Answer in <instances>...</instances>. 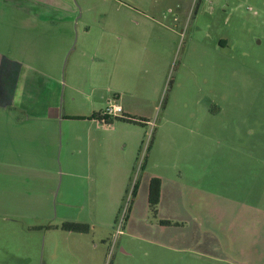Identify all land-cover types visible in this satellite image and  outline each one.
Masks as SVG:
<instances>
[{
  "label": "rangeland",
  "instance_id": "obj_1",
  "mask_svg": "<svg viewBox=\"0 0 264 264\" xmlns=\"http://www.w3.org/2000/svg\"><path fill=\"white\" fill-rule=\"evenodd\" d=\"M26 1L0 0V54L35 66L49 62L55 67L59 62L56 73L65 71L67 82L71 78L75 86L65 88L66 111H89L92 101L96 110H104L107 98L111 102L117 94L126 97L134 112L128 117L135 122L115 125L125 129L117 148L137 158L125 187L128 191L140 173L137 164L156 126L149 153L151 171L182 164V169L196 174L211 168L210 160L218 171L208 175L223 181L224 191L217 182L209 183L211 177L197 185L214 187L229 197L189 199L194 203L189 215L181 208L182 202L170 201L168 195L154 218L145 206L129 213L128 193L123 189L121 197L115 198L112 183L87 172L72 148L66 157L62 152L60 159L72 174L61 175L56 148L50 174L40 173L30 182L18 169V176H0V264H264V211L258 210L264 197L257 187L264 185V0H126L148 14L162 13L163 23L177 31L170 37L168 30L154 23L142 25L144 41L157 46L153 54L161 64L156 61L152 74L142 72L136 87L110 79L105 66L97 67L83 53L73 74L68 66L64 70L73 54L68 56L70 49L64 50L71 41L74 44V26H94L93 20L105 14L127 13L117 11L112 0H66L73 13L64 15H71V22L60 25L39 20L49 13L47 9L41 2ZM49 1L58 4L60 0ZM61 26L64 41L52 38ZM90 33L81 36L76 50L80 46V51L89 54ZM26 35L43 42H38L40 53L35 51L28 59L10 46L11 41L25 44L21 37ZM220 40L226 44L220 45ZM54 42V48L42 51ZM137 68L132 64L130 70ZM71 95L73 103L68 101ZM82 124L68 122L70 127ZM104 145L98 164L101 170L112 161ZM243 165H256V170L247 166L251 171L247 175ZM237 182L245 188H234ZM204 203L206 207L198 208ZM126 207L122 231L116 233V216L121 217ZM38 217H42L39 222ZM66 221L86 223L90 232L70 233L55 227Z\"/></svg>",
  "mask_w": 264,
  "mask_h": 264
},
{
  "label": "crops",
  "instance_id": "obj_2",
  "mask_svg": "<svg viewBox=\"0 0 264 264\" xmlns=\"http://www.w3.org/2000/svg\"><path fill=\"white\" fill-rule=\"evenodd\" d=\"M26 2L27 4L41 2L43 8L47 9L49 13L44 14V16L40 17L41 19L38 18L39 20L49 22L56 21L59 25L71 22V19H69L71 15H64L65 12L73 13L71 12L73 8L70 4H67L66 0H60L57 2L58 4L51 3L49 0H27ZM111 2L115 4V9L117 11L123 9L127 13L124 15L120 13L105 14L93 20L94 26H92L91 23H83L79 28H77V25L76 27L74 26L76 33L74 44L72 45L71 41L65 46L66 50H64L67 51V49H70L68 56H70L71 53L73 54L70 58L68 57L69 62L67 61L65 64L64 70L65 67L68 66L71 74H73L79 65L81 53H83L91 62L94 61L97 67L105 66V74L110 79H119L118 81L120 82L136 87L141 81L142 72L144 73L143 75H147V73L152 74L153 69L157 66H154L157 64L156 61H159L158 66L161 64L160 58L156 59L153 54L154 50L157 51V46L154 44L147 45L144 41L145 31L141 30L142 25H147V22L154 23L155 26L163 27L168 30L171 35L170 37L177 34V31L175 28L172 29L170 25L163 23L164 15H162V13L159 14V16L148 14L140 6L130 4L126 0H112ZM55 9L57 11H54ZM167 11L169 12L170 9L168 8ZM174 19H176V17H174ZM93 27H96L94 32L91 30ZM64 30V27L61 26L60 31L53 32L52 38H58L64 41L66 35ZM88 32H91L89 45L91 51L89 54L83 50L80 51V46L77 50L75 49L77 48L81 36L88 34ZM160 33L161 32H159V34ZM21 38L26 40L25 44L22 45V43L19 42L17 45H14L11 41V51L14 53H16L15 51L17 50V52L20 51L22 57L23 54H25L26 59H28V55H32L35 51L40 53V49L37 48H40L38 42L41 41H35L34 39L30 40V35ZM58 43L60 44L61 42ZM224 44H226V41L220 40V45L223 46ZM55 46L56 42H54L53 45H46L44 46L45 49H42V51L54 48ZM25 61L27 60L18 59L17 57L7 54H0V176L2 174L17 175L18 169L20 172L24 173L26 177L24 179L30 182L35 176L40 175V173L50 174L56 148L59 149L61 175L71 176L72 172L64 168L60 159L62 152L64 157H66L67 151L72 148L78 155L81 166L85 165L86 171L92 172L95 178L99 176L107 178L112 183L113 190L117 192H115V195L113 194L115 198L121 197L120 192H122L123 189L125 192L127 191L125 187H127L131 174H133L137 158H135V156L131 158L128 153H123V151L117 148L118 144L122 143L124 140V138L121 137V132L125 129L115 124L131 123L117 121L114 125L111 124V126L108 127L110 124H101L97 122L99 120L89 118L92 114H101L103 111V108L96 110L94 101H92L89 111L84 110L82 112H77L74 109L66 111L64 108L65 88L66 86L72 87L74 83H72L71 78L70 81L67 82V74L65 71L63 75L59 72L56 73V69L58 70L60 63H56L54 67L53 64L48 62L45 63V67L43 63L42 66H35ZM132 64L138 67L135 72L130 70ZM93 81L99 82L100 80L95 78ZM172 82L173 77L171 78L170 85ZM91 87L95 90L97 85ZM72 88L75 89V86ZM114 99L122 107L121 114L125 116L134 114L125 96L117 94ZM68 101L70 103L75 102V96H69ZM107 103H109L108 98L106 100V105ZM71 120H77L83 124L77 127H70L68 122ZM156 133V126H154L153 133L150 137V145L146 147L141 160L137 164L139 167L145 155L146 160L143 168L140 169V173L138 172V176H135V178H137V188L132 199L129 213H132L140 206H145V208H147L148 182L152 177L159 178L161 182L157 213H159L160 207L168 195H170V201L173 198L180 201V203L182 202L183 205L181 208L189 215L194 209V203L189 202V199L194 200V198L199 199L204 196L229 197L221 191H224L223 184H220L223 181L221 182L219 179L215 180L214 177L212 178V176L208 175L211 171H215V169L218 171L217 168L212 167L213 165L210 160H208V166H210L212 170L208 168V170H202L201 173L196 174H192L190 169L189 171H186L185 168L182 169V164L179 166L178 164H171L156 170L157 172L151 171L149 153L156 138ZM103 145L108 146L110 156H107V158H109V160L112 159V161L101 170L98 168V164L101 162L100 151ZM127 146L128 143L125 144V147ZM137 152H139V149ZM113 153L115 155H113ZM206 165L207 164H205V166ZM216 166L219 167V164ZM243 166L247 175L251 172L247 166L253 169L256 167V165L253 167H251V165ZM146 174H149L147 179ZM81 175L82 172H80V176ZM86 176L87 175L84 177ZM208 178H210L209 183L217 182V184H220V192L211 186H209V188L208 186L205 187L203 184H200L201 186L197 185V183H202L205 181L204 179ZM255 178H257L256 173L252 176L254 182L253 186H256ZM237 183L238 184L233 185L234 188H245L242 182ZM253 186H251V188H256ZM257 187L261 189L262 196L264 197V185H258ZM25 194L26 193L23 192L21 196ZM25 198L27 197L25 196L23 199ZM233 199L235 200V198ZM237 202L239 204H245L241 200H237ZM114 203L115 202L111 203V206ZM30 207L32 209H40L38 206L35 207L30 205ZM200 207L204 208L206 204L204 203V205L201 206L198 205V208ZM258 207V210L264 211V201L261 202ZM16 214H20V212H16ZM19 218L21 219V217ZM40 219H42V217H38L37 222H39ZM107 225H110V223H107ZM47 228H50V226H47ZM121 250L123 249L121 248Z\"/></svg>",
  "mask_w": 264,
  "mask_h": 264
},
{
  "label": "trees",
  "instance_id": "obj_3",
  "mask_svg": "<svg viewBox=\"0 0 264 264\" xmlns=\"http://www.w3.org/2000/svg\"><path fill=\"white\" fill-rule=\"evenodd\" d=\"M171 83V80L168 82V87ZM164 102V100L162 101ZM89 118L97 119L99 120L101 118L100 114L94 115L92 114ZM105 122L103 124H111L113 121H124L128 123H134L135 121L131 119L128 116H118V117H112V118H105ZM151 142V139L149 140V143ZM146 160V156L144 155L142 162L140 164V169L143 168L144 162ZM160 179L157 177L150 178L148 182V193H147V208L149 214L154 218L157 214V204L159 201V193H160ZM137 188V178L135 179L132 189H131V200L130 204L132 203V199L135 195ZM130 208V207H129ZM160 224H170L167 220H159ZM60 228L61 230H64L66 232L70 233H89L90 232V226L86 223H78V222H63L58 226H55Z\"/></svg>",
  "mask_w": 264,
  "mask_h": 264
},
{
  "label": "built area",
  "instance_id": "obj_4",
  "mask_svg": "<svg viewBox=\"0 0 264 264\" xmlns=\"http://www.w3.org/2000/svg\"><path fill=\"white\" fill-rule=\"evenodd\" d=\"M121 112H122L121 105L118 102H116L115 100H113V101L108 103L107 107L100 114L101 118L99 119V122L104 123L106 121L105 118L118 117L121 114ZM138 168L140 169V165ZM135 179L133 180L129 191L128 190L126 191V193H128V198H127L128 202L131 198V189H132V186H133ZM126 211H127V207H126V209H124V213L121 217H117L118 215L116 216V219H115V222L117 224L116 233H120L122 231V229H121L122 225H123L122 222L126 218Z\"/></svg>",
  "mask_w": 264,
  "mask_h": 264
}]
</instances>
